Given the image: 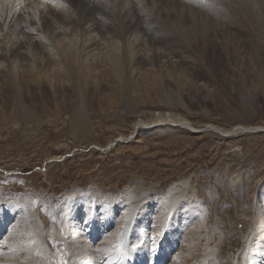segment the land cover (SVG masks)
Wrapping results in <instances>:
<instances>
[{"label": "rangeland", "instance_id": "obj_1", "mask_svg": "<svg viewBox=\"0 0 264 264\" xmlns=\"http://www.w3.org/2000/svg\"><path fill=\"white\" fill-rule=\"evenodd\" d=\"M141 1L155 16L148 35L134 34L138 46L119 34L126 13L115 9L101 18L103 27L83 35L75 6L61 1L74 21L38 20L41 48L20 21L0 23V219L14 211L32 225L18 228L28 239L19 252L11 247L13 229H4L0 264H117L105 244L104 253L79 256L74 243L91 236V227L82 238L68 217L82 222L84 205L99 193L95 211L109 216L113 206L119 226L108 231L127 236L131 247L144 219L147 226L156 216L166 220L170 190L184 193L192 214L182 223L168 218L169 231L134 236L143 245L134 264L159 261L169 244L182 251L184 264H264V131L255 130L264 128V0H171L198 13L188 26L171 17L163 0ZM121 5L125 11L129 3ZM164 8L169 24L158 17ZM82 45L96 48L95 55L80 53ZM166 116L220 131L154 124ZM142 122L153 124L139 128ZM96 216L101 233L105 218ZM197 218L201 239L188 253L183 244L195 241L189 231Z\"/></svg>", "mask_w": 264, "mask_h": 264}, {"label": "bare ground", "instance_id": "obj_2", "mask_svg": "<svg viewBox=\"0 0 264 264\" xmlns=\"http://www.w3.org/2000/svg\"><path fill=\"white\" fill-rule=\"evenodd\" d=\"M61 1H65L69 4V6H75V14L79 15L78 21H76V26H78V29L82 32L83 35H91L93 31L98 30L99 28L103 27L102 22H99L101 20V18L103 16H107V14H111V12H115L114 9L116 10V12H122L123 14H125L124 20H121L116 26L119 34L120 31L122 33H126L128 34V36H132L133 37V43L132 44H137L138 43V38L136 36V38L134 39V34L137 32L140 33H149L147 30V27L149 28L151 26V22L154 21V16L152 12H149L148 9L146 8L148 5L147 2H143L140 0H126V2L129 3V8L127 7V10L123 11L122 8V2L124 0H23L22 4L19 6H14L12 7L10 5V0H0V23L5 21H12V20H18L21 23V27L23 29V32L32 39V42L34 44H36V48H41L42 47V41L39 37V33L38 30L35 28V25L37 24L38 20H41L43 22L44 25H54L57 21L59 20H63L65 21L66 24H69L71 22H73L74 20H72L71 17L64 16L65 14H63L60 5L62 2ZM145 1V0H144ZM36 2V4H34ZM125 3V2H124ZM123 3V4H124ZM152 3L150 6H152ZM63 4V3H62ZM160 5L166 7V9L169 10V13L171 15V17H176L178 18V20L183 22L182 26H188L190 23H196V20L192 17L195 16V14L197 15L198 13H194L191 14L186 7H184L182 5V3L180 2H174L171 0H163V2L160 3ZM159 5V6H160ZM125 7L127 6L126 4L124 5ZM65 7V6H64ZM67 7V6H66ZM70 7V8H71ZM189 8V7H188ZM120 9V10H119ZM191 9V8H189ZM66 10V8H65ZM68 10V8H67ZM70 10V9H69ZM145 10V11H144ZM72 9L70 10L71 13ZM155 11V10H154ZM156 12V11H155ZM65 13V12H64ZM68 13V12H67ZM189 16L187 17L186 14ZM74 14V13H73ZM157 14V13H156ZM159 14V13H158ZM69 15V14H68ZM100 15V16H99ZM39 16V17H37ZM72 16V14H71ZM75 17V16H74ZM99 17V19H98ZM160 17L161 19H159L161 22H163L164 24H169L170 23V18L167 17L165 15V8L163 9V11L160 13ZM260 17V16H259ZM258 18V16H257ZM98 19V20H97ZM260 19V18H259ZM94 20H97L96 24H94ZM102 21V20H101ZM94 22V23H92ZM203 22V21H202ZM153 23V22H152ZM102 24V25H101ZM261 24V22H260ZM150 25V26H149ZM214 25L215 22H214ZM213 25V27L208 29H213L215 28V26ZM209 26V25H208ZM108 30L111 29L110 27L107 28ZM180 29V28H179ZM183 30V29H182ZM66 32V31H65ZM64 32V33H65ZM210 32V30H209ZM190 34V33H189ZM148 35V34H147ZM144 37V36H143ZM153 37V36H152ZM155 37V36H154ZM170 37V36H169ZM160 38L159 36L156 37ZM142 39V38H140ZM145 39V38H144ZM155 39V38H154ZM147 40V39H146ZM158 40V39H157ZM160 40V39H159ZM140 41V40H139ZM156 41V40H155ZM154 42V41H153ZM156 43V42H155ZM162 43V42H161ZM147 44V43H146ZM158 44V43H157ZM138 46V44H137ZM138 48V47H137ZM80 53L85 54L86 56H90V55H95V50L96 48L92 47V46H88V45H82L80 48ZM17 52L20 53V55L23 57L24 56V49L23 48H19V50H16ZM15 51L12 52V54ZM129 53V51H128ZM121 57L122 55L124 56V52L122 51L120 53ZM77 66V65H76ZM80 69V68H79ZM78 70V69H77ZM76 69H75V71ZM86 114V113H85ZM73 115H76L75 112ZM82 116L79 115V117ZM76 117V118H75ZM74 118L76 119V121L78 122V119H80L79 117L75 116ZM82 120V119H81ZM75 121V120H74ZM73 121V122H74ZM75 121V122H76ZM85 121V120H84ZM157 123H161V124H167L169 126H179L182 129L188 130L191 133H202L204 131L210 130V131H220L218 128H215L213 126H208V128H203L200 130H196L195 128H193L191 126V124L184 120H177L176 118H171L170 116H166L164 119L155 122L154 124ZM82 124V123H81ZM85 124V122L83 123ZM143 124V125H142ZM153 124V123H152ZM151 124V125H152ZM138 125V124H137ZM150 124L147 123H140L139 124V128H141L140 126H142V128H144V126H151ZM85 126V125H83ZM262 128V127H261ZM261 128H256L255 130L261 129ZM136 129V128H135ZM264 129V128H262ZM250 129H248L247 131H249ZM218 135H222L221 133H219ZM174 189V188H173ZM96 190V189H95ZM95 190H93L95 192ZM99 192V191H98ZM97 194L99 193H93V197L91 203L89 202V204L84 205L85 209H86V214H84L83 216V220L82 222L85 223V226L82 225V222L80 221L79 218H77V215L74 216V218L68 217L69 220L67 219V222H69L70 220L72 222H75L76 227L74 228L75 230H79L78 232L80 233V235H82V238L84 235V228H89V231L92 232L91 236H86V239H82L80 240L79 243H74L76 244V246L74 245L73 247H77V249L79 248L81 250V252L78 254L79 256L82 255V257H92V255L94 254V250H96L95 252H97L98 250L101 251V253H104V249L106 250V253H108V250H111L110 255L112 254V252L115 250L116 251V257L118 258L117 264H134L133 261L137 259V257H140L142 254V246H140L141 243L138 244V242L135 240V237L138 239H142L144 238L146 235H149L150 233L154 234L156 231V228H161L163 229V231L170 230L169 228V224L167 225V220L168 218H170V223H172L173 221H179L180 218L181 220L184 222V220L187 218V216L192 212V207H190L186 202H183V197H184V193L180 192H175L173 190L169 191V194L167 195V205L165 203V200L163 199L161 203V205H164V209H166L169 214H166L165 216L168 215V217L166 218V220H161V219H156V217H153L149 223V225H146V219H144L141 225V229H144V231H140L137 232L136 234L134 233V236L132 237V246L131 247H127L128 242H127V236H121V235H115L113 234L116 231H108L109 228L113 227V226H119L118 220H116V217L113 216L115 214V209L113 208V206L111 208L107 207L108 203L103 206V209L106 208L108 209V211L110 212V215L108 216H103L102 215V210L100 213H97V211H95L96 209V205H94L95 199L98 196ZM100 195V194H99ZM143 201V200H142ZM97 203V202H96ZM8 204V203H7ZM129 204V203H128ZM160 205V203H158ZM135 205V204H134ZM146 205H150L149 201H147ZM62 206V205H61ZM95 206V209L94 207ZM117 207V206H116ZM141 207V206H140ZM149 207V206H148ZM2 208V207H1ZM4 208H6L4 206ZM9 208V207H8ZM138 208V207H137ZM82 209V207H81ZM80 209V210H81ZM128 209H133L131 206L128 207ZM160 209V208H159ZM67 211V209H65ZM63 210V211H65ZM134 210V209H133ZM23 211V210H22ZM127 210H124L123 212H121V215H123ZM160 211V210H159ZM135 212V211H134ZM133 212V213H134ZM9 213V212H8ZM28 213V212H26ZM105 213V212H104ZM138 213V212H137ZM159 213V212H158ZM129 214V212H128ZM192 214V213H191ZM8 215V214H7ZM86 215V216H85ZM96 215H102L100 217V220L104 219L105 222V230H103V232H99L97 229H102L103 227L99 228V224H98V220H97V216ZM12 216V218H11ZM20 217L16 216L14 211L7 216L4 217L2 219H0V242L3 243V241L6 243L5 238H1V236L3 235V231L5 228H10L13 229L14 233L16 236H13L11 238H13L12 243L13 245H11V247L13 246V248H15L18 252L23 249L26 250L27 249V245L26 242L28 241V239H26L23 235L24 234H20L19 231V227L21 226H25L31 225L28 223H24L27 219L26 217H23V215L21 216V214L19 215ZM25 216V215H24ZM27 216V215H26ZM118 216V215H117ZM137 216H141V215H137ZM144 216V215H142ZM15 217V218H14ZM32 217V216H31ZM80 217V216H79ZM109 217V218H107ZM145 217V216H144ZM160 217V216H159ZM162 217V216H161ZM33 218V217H32ZM85 218V219H84ZM121 219V217H119ZM117 218V219H119ZM130 218V217H129ZM140 218V217H139ZM143 217H141L142 220ZM26 219V220H25ZM127 219V218H126ZM9 220H11V222L9 223V225H6V222L8 223ZM30 220V219H29ZM128 220V219H127ZM180 220V221H181ZM28 221V220H27ZM32 221V220H31ZM181 221V223H182ZM195 221H197L196 223H194L195 226H191V230L189 231L190 236H194L195 241L194 242H190L188 239H185L184 244L186 245L188 253L192 252L194 253V250L196 249V244H198V242L200 241L201 237L198 235V231H196L199 227V224L202 223L201 221H199V218L195 219ZM34 222V221H33ZM66 222V220H65ZM71 222V224H72ZM158 222V225L156 226ZM70 223V222H69ZM83 223V224H84ZM125 223V222H124ZM138 223V222H137ZM74 224V225H75ZM121 224V222H120ZM139 224V223H138ZM193 224V223H191ZM39 225V222H38ZM122 225V224H121ZM133 225V224H132ZM136 225V224H135ZM134 225V226H135ZM201 225V224H200ZM32 226V225H31ZM40 226V225H39ZM68 226V225H67ZM139 226V225H136ZM190 226V225H189ZM26 227V226H25ZM127 227V226H126ZM132 227V226H131ZM35 231H38V226L34 227ZM97 228V229H96ZM120 228V227H119ZM24 229V228H23ZM67 229V228H66ZM73 229V230H74ZM124 230V228H122ZM122 229H121V233H122ZM26 230V229H24ZM68 230V229H67ZM70 230V229H69ZM75 230L73 232H75ZM137 230V229H136ZM178 230V229H177ZM200 230V229H199ZM13 231H9V233L13 232ZM88 231V232H89ZM138 231V230H137ZM159 231V230H158ZM162 231V230H161ZM182 231V230H181ZM196 231V232H195ZM89 232V233H90ZM119 232V231H117ZM128 232V231H127ZM178 232V231H177ZM60 233V232H59ZM69 233V232H68ZM78 233V234H79ZM163 232H161L160 234L162 235ZM167 233V232H166ZM170 233V232H169ZM19 234V237H18ZM28 234V232H27ZM65 234V233H64ZM120 234V233H119ZM157 234V233H156ZM177 234V233H176ZM11 236V234H9ZM161 235L159 242H161L162 245V241H161ZM8 236V235H7ZM28 236V235H27ZM67 236V235H66ZM156 236V235H155ZM165 236V235H164ZM175 236V235H174ZM38 237V236H37ZM80 237V236H79ZM117 237V238H116ZM9 238V237H8ZM166 238V237H165ZM171 237L167 238V243L170 242V240L173 241V238L170 239ZM191 238V237H190ZM72 239V238H71ZM193 239V238H192ZM10 240V241H11ZM63 240V239H62ZM9 241V240H8ZM7 241V242H8ZM9 241V242H10ZM70 241V240H69ZM129 241V240H128ZM99 242V243H97ZM141 242V241H140ZM72 243V242H71ZM90 243H92L93 245L91 246ZM97 243V245H96ZM171 243V242H170ZM174 243V242H173ZM7 244V243H6ZM23 244V246H21ZM28 244V243H27ZM66 244V243H65ZM103 244H105L104 249H102ZM146 244V242H145ZM159 244V243H158ZM263 244V243H262ZM9 245V244H8ZM96 245V246H95ZM101 245V247H100ZM27 246V247H26ZM164 245H162L163 247ZM66 247V246H64ZM88 247H90L88 249ZM147 246H145L146 248ZM150 247V246H149ZM155 247V246H154ZM72 248V247H71ZM66 249V248H65ZM149 249V248H148ZM1 250V248H0ZM15 250V251H16ZM29 250V249H28ZM69 250V249H68ZM74 250V249H73ZM144 250V249H143ZM2 251V250H1ZM7 251V250H6ZM14 251V250H13ZM166 251H169L168 254H165ZM3 252V251H2ZM5 252V251H4ZM68 252V251H67ZM99 252V251H98ZM145 252V251H144ZM70 253V252H69ZM73 253V252H72ZM164 253V256L160 258V260H154L155 262L152 264H166L169 261V264H184L185 260H184V255L182 253V251L177 252L176 248L174 246H172V244H169L168 247L166 246V249H162V252L159 253V255H162ZM1 254V253H0ZM7 254V253H5ZM12 254V253H11ZM15 254V253H14ZM19 254V253H18ZM17 254V255H18ZM74 254V253H73ZM119 254V256H118ZM148 254V253H147ZM146 254V255H147ZM210 254V253H209ZM96 256V254H94ZM28 256V255H27ZM94 256V257H95ZM107 256V255H106ZM173 256V258H172ZM261 256V254H260ZM11 257V256H10ZM9 257V259H10ZM16 256H14L15 258ZM99 257V256H98ZM110 257V256H109ZM150 257V256H148ZM205 257V256H204ZM203 257V258H204ZM208 257V256H207ZM206 257V258H207ZM12 258V257H11ZM25 258V257H24ZM23 258V259H24ZM71 258V257H70ZM84 258V259H86ZM108 258V257H107ZM146 258V257H145ZM212 258V257H210ZM1 259V258H0ZM13 259V258H12ZM81 259V257H80ZM83 259V258H82ZM6 260V259H5ZM101 260V259H100ZM108 260V259H107ZM113 260V259H112ZM111 260V261H112ZM207 260V259H206ZM2 261V260H1ZM9 261V260H8ZM76 261V260H75ZM106 261V260H105ZM203 261V260H202ZM209 261V260H208ZM211 261V260H210ZM23 262V261H22ZM21 262V263H22ZM72 262V261H71ZM153 262V261H152ZM205 262V261H204ZM100 263V262H99ZM203 263V262H201ZM206 263V262H205ZM68 264V263H67ZM76 264H91V262H89L88 260L86 262L84 261H77ZM114 264V263H111ZM140 264V263H139Z\"/></svg>", "mask_w": 264, "mask_h": 264}, {"label": "water", "instance_id": "obj_3", "mask_svg": "<svg viewBox=\"0 0 264 264\" xmlns=\"http://www.w3.org/2000/svg\"><path fill=\"white\" fill-rule=\"evenodd\" d=\"M262 129V128H261ZM261 129H258V130H260L261 131ZM262 131H264V129H262ZM223 136H225V135H223Z\"/></svg>", "mask_w": 264, "mask_h": 264}]
</instances>
